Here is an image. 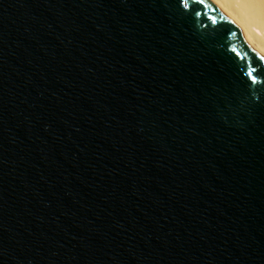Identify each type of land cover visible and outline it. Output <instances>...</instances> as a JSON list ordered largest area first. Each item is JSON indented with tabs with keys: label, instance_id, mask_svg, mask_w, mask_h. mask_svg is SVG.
<instances>
[{
	"label": "water",
	"instance_id": "95a60500",
	"mask_svg": "<svg viewBox=\"0 0 264 264\" xmlns=\"http://www.w3.org/2000/svg\"><path fill=\"white\" fill-rule=\"evenodd\" d=\"M0 264H264V54L218 0H0Z\"/></svg>",
	"mask_w": 264,
	"mask_h": 264
},
{
	"label": "bare ground",
	"instance_id": "6f19581e",
	"mask_svg": "<svg viewBox=\"0 0 264 264\" xmlns=\"http://www.w3.org/2000/svg\"><path fill=\"white\" fill-rule=\"evenodd\" d=\"M222 9L258 41L264 54V0H218Z\"/></svg>",
	"mask_w": 264,
	"mask_h": 264
}]
</instances>
